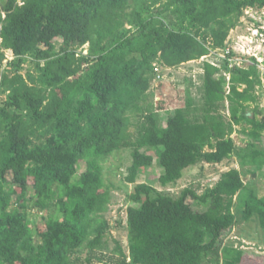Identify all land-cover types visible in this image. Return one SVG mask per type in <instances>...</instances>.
<instances>
[{
    "label": "trees",
    "instance_id": "1",
    "mask_svg": "<svg viewBox=\"0 0 264 264\" xmlns=\"http://www.w3.org/2000/svg\"><path fill=\"white\" fill-rule=\"evenodd\" d=\"M248 8L264 0H0V264H102L113 189L104 163L124 150L132 151L131 184L154 164L151 151L163 187L201 162L235 157L243 170L224 173L202 196L138 184L129 256L119 248L117 264H243L245 251L225 241L241 220L257 222L264 237V196L243 180L249 167L264 168L256 66L226 62L229 80L204 62L202 104L189 97L165 124L149 92L155 64L177 67L224 48ZM86 45L83 56L76 48ZM4 51L16 57L11 67L36 73L2 72Z\"/></svg>",
    "mask_w": 264,
    "mask_h": 264
},
{
    "label": "rangeland",
    "instance_id": "2",
    "mask_svg": "<svg viewBox=\"0 0 264 264\" xmlns=\"http://www.w3.org/2000/svg\"><path fill=\"white\" fill-rule=\"evenodd\" d=\"M76 50L83 56L87 55L89 45L76 48ZM211 51L209 56L199 61L170 68L160 65L161 77L156 76L152 80L149 101L153 104V110L161 117L163 124L166 123L168 114L173 113L178 108H185L189 97L194 100L196 106L202 104L204 62L218 66L223 72L222 74L228 76L229 80L230 75L224 68L226 62L229 69L256 66L261 82L256 89L262 110L259 117H264V8L245 10L236 27L230 32L225 47L216 50L211 49ZM4 52L6 58L3 62L2 72L6 71L10 76L19 74L26 78L29 73L35 72L30 64H23L21 70L11 67V63L16 60V57L12 51ZM6 100L7 94L0 92V101L5 102ZM225 113L227 115V110ZM236 130L233 138L237 146L239 148L246 147L249 139L240 133V127H237ZM150 154L155 157V162L151 167L144 169L135 184L126 180L129 175L128 169L133 164L131 150L116 153L104 163L105 184L109 187L112 186L113 189L111 203L103 216L109 223L110 230L105 239V249L103 254L101 253L104 256L102 257V264H117L122 259L117 252L119 248L127 257L129 256L127 211L128 208L137 206L129 200V195L134 192L138 184L150 185L157 194L173 198L180 197L187 189L192 190L198 196H202L219 182L224 173L232 169L243 170L235 157L221 164L201 162L185 171L183 178L175 186L163 187L160 182L163 170L159 166L157 152L151 151ZM84 170L85 167H80V172ZM247 170L252 172L245 171L244 182L249 184L252 181L253 186L258 190V194L264 196V168L261 171H256L254 167H249ZM189 201L196 210H205L204 205L197 201L193 199ZM30 217L35 224L42 221V215L38 216L34 212H31ZM225 245H231L245 251L243 264H264V237L257 222L241 220L233 233L226 238ZM86 255L87 252L83 248L75 254L74 260L77 257L84 259Z\"/></svg>",
    "mask_w": 264,
    "mask_h": 264
},
{
    "label": "built area",
    "instance_id": "3",
    "mask_svg": "<svg viewBox=\"0 0 264 264\" xmlns=\"http://www.w3.org/2000/svg\"><path fill=\"white\" fill-rule=\"evenodd\" d=\"M155 72H156V76L160 78L161 77V75H160L161 71H160V65L159 64H155Z\"/></svg>",
    "mask_w": 264,
    "mask_h": 264
}]
</instances>
